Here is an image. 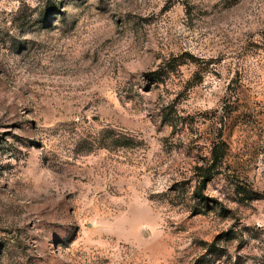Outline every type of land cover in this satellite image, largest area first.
I'll return each instance as SVG.
<instances>
[{
  "label": "rangeland",
  "instance_id": "obj_1",
  "mask_svg": "<svg viewBox=\"0 0 264 264\" xmlns=\"http://www.w3.org/2000/svg\"><path fill=\"white\" fill-rule=\"evenodd\" d=\"M0 264H264V0H0Z\"/></svg>",
  "mask_w": 264,
  "mask_h": 264
},
{
  "label": "trees",
  "instance_id": "obj_2",
  "mask_svg": "<svg viewBox=\"0 0 264 264\" xmlns=\"http://www.w3.org/2000/svg\"><path fill=\"white\" fill-rule=\"evenodd\" d=\"M57 6H51L49 7L48 11L53 12L56 11ZM175 63L179 62L178 65L180 64H186L185 60H184V56H179L177 58H174ZM168 67H171L172 64L170 62L167 63ZM158 75V71L157 72H153L152 74H149V77H153L154 79H158L157 77ZM225 148L226 145L224 142L220 141L218 144H216L213 147L212 150V163L208 168L203 169V174L201 175V181L203 183L202 186H204V184H206V182H208L211 178V174L216 170V168L219 166V164L222 162L223 158H224V154H225Z\"/></svg>",
  "mask_w": 264,
  "mask_h": 264
}]
</instances>
